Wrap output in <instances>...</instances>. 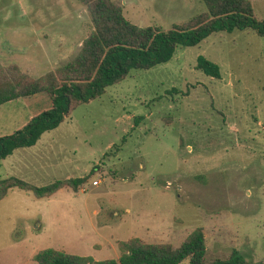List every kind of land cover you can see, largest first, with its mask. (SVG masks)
Segmentation results:
<instances>
[{
	"label": "rangeland",
	"instance_id": "rangeland-1",
	"mask_svg": "<svg viewBox=\"0 0 264 264\" xmlns=\"http://www.w3.org/2000/svg\"><path fill=\"white\" fill-rule=\"evenodd\" d=\"M116 1L130 21L163 29L206 10L203 0ZM250 1L264 18V0ZM30 21L73 30L58 47L64 59L48 62L54 67L92 26L81 0H0V24ZM199 53L219 65V77L196 68ZM47 105H24L23 117ZM47 133L53 156L70 160L61 170L92 173L76 191L39 198L14 188L0 198V264H38L32 255L47 246L117 258L119 239L176 246L196 226L206 259L236 249L247 264H264V35L234 28L180 45L167 61L131 68ZM8 167L0 163V176Z\"/></svg>",
	"mask_w": 264,
	"mask_h": 264
},
{
	"label": "trees",
	"instance_id": "trees-1",
	"mask_svg": "<svg viewBox=\"0 0 264 264\" xmlns=\"http://www.w3.org/2000/svg\"><path fill=\"white\" fill-rule=\"evenodd\" d=\"M90 16L91 29L81 40L77 53L64 63L37 77L15 64L0 62V103L44 91L50 106L32 115L21 127L0 136V158L13 149L33 144L45 130L56 127L81 102L102 94L105 87L124 78L131 68H149L170 59L180 45H194L214 31L251 28L264 35V18H258L250 0H203L206 10L163 29L139 25L127 19L116 0H81ZM196 68L219 77V65L202 53ZM9 73H12L10 76ZM92 171L80 176L55 178L35 184L16 175L0 177V198L18 188L36 197H45L66 185L77 190ZM117 258L95 259L63 248L43 247L33 253L38 264H247L236 249L225 257L206 259L205 237L201 226L194 227L176 246L169 242H149L139 236L119 239Z\"/></svg>",
	"mask_w": 264,
	"mask_h": 264
},
{
	"label": "crops",
	"instance_id": "crops-1",
	"mask_svg": "<svg viewBox=\"0 0 264 264\" xmlns=\"http://www.w3.org/2000/svg\"><path fill=\"white\" fill-rule=\"evenodd\" d=\"M24 12H26V10L22 9L20 15L24 14ZM68 30L69 28L64 24L49 23L47 21L18 22L14 24L1 22L0 62L4 64L3 59L9 58L8 62H15L21 69L25 70L24 68H27L26 71L30 75L37 76L54 67V65H49L48 62H53L55 58L59 60L64 59L62 57L64 53H61L58 47H60V43H66L67 40L74 36L73 30ZM36 57L39 58L43 65L38 63ZM24 63L28 65L24 66ZM21 99L24 101H20ZM40 102L48 103L50 106V97L44 91L18 96L0 103V136L9 134L21 127L33 115L30 116L29 114L28 118L23 117L24 105L28 108V106ZM48 105L47 107H49ZM52 129L53 128L49 130ZM49 130L42 132L33 144L17 147L13 149L10 154L0 158L1 164L4 162L9 164L8 170L5 172L4 176L16 175L38 184L49 182L55 178L71 176L67 172V169L65 171L61 170V167L65 165L70 166V160H60L59 156L54 157L52 154V143L54 140L53 137L47 133ZM34 160H37V162L41 160V162L35 165ZM47 160H50V162ZM50 167L60 169V173L62 174H54L48 170ZM34 172L37 174H33ZM83 174L84 173L75 176ZM44 175L48 178H44ZM63 187H66V185L58 188L49 196L39 198H50ZM38 222L41 221L39 220Z\"/></svg>",
	"mask_w": 264,
	"mask_h": 264
},
{
	"label": "built area",
	"instance_id": "built-area-1",
	"mask_svg": "<svg viewBox=\"0 0 264 264\" xmlns=\"http://www.w3.org/2000/svg\"><path fill=\"white\" fill-rule=\"evenodd\" d=\"M92 183H93V184H96V183H97V180H96V179H93V180H92Z\"/></svg>",
	"mask_w": 264,
	"mask_h": 264
}]
</instances>
